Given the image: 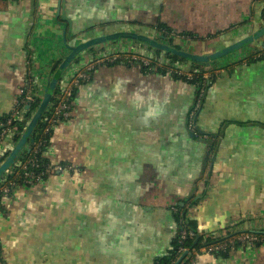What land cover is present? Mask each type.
<instances>
[{
  "label": "crops",
  "instance_id": "0c3cea01",
  "mask_svg": "<svg viewBox=\"0 0 264 264\" xmlns=\"http://www.w3.org/2000/svg\"><path fill=\"white\" fill-rule=\"evenodd\" d=\"M62 4L70 29L56 16ZM263 24L264 0H0V119L20 106L21 90L41 95L66 53L64 29L67 41H78L105 28L155 34L166 27L178 48L209 53ZM259 42L211 68L220 72L203 91L192 129L197 89L173 72L199 67L130 40L80 56L59 86L76 67L113 54L163 67L104 62L77 86L69 119L55 125L43 153L70 168L0 196L1 263L154 264L179 231L175 207L210 240L264 232ZM9 138L0 154L11 148ZM196 264H264V243L201 253Z\"/></svg>",
  "mask_w": 264,
  "mask_h": 264
},
{
  "label": "built area",
  "instance_id": "2783aa9c",
  "mask_svg": "<svg viewBox=\"0 0 264 264\" xmlns=\"http://www.w3.org/2000/svg\"><path fill=\"white\" fill-rule=\"evenodd\" d=\"M264 51V50H262ZM124 59L127 62H136L138 61L141 63L148 71L155 70L157 67H162L161 64L155 63L153 61H150L146 58L140 57L136 54H130V55H122V54H113L105 59H97L91 63H89L84 70H80L72 76L67 85L63 88V91L57 95H55V100L51 105L50 112L48 114V117L46 119V125L41 131V134L47 135L51 129L55 127V125L58 122L66 121L70 117L71 113V102L69 100L72 91L82 82L87 81L90 78V75L88 74V71H92V69L97 64H102L106 62H114L116 60ZM175 72L189 80H192L194 77H200L201 81L200 83L205 84L208 80L213 78L214 76H217L220 72V69L213 68L210 70H201L198 75L193 72H184L180 70H175ZM204 88L202 87L200 89V92L196 98V101L194 103L193 108L190 111L189 114V122H190V129H192V121L193 118L196 116V112L200 103V98L202 97ZM21 101L20 105H25L28 102L32 103L36 98H39V96L32 93L30 89L21 90ZM21 112L19 107L15 108L8 116H6L4 119H0V140H3L8 132H12L13 129V120L17 118H21ZM46 142V139L38 138L35 144L32 148V158H28L21 166V173L15 174L13 178L15 180L9 181L7 184L0 185V193L2 195H7L10 192V189L14 187L15 185H19L20 183H17L16 178L21 177L23 184H33L38 182L42 179V176L44 174L54 173V172H62L70 168V166H64L62 164H48V165H42L44 167H41V165L37 162L35 155L40 150V146ZM10 172V171H9ZM173 211L175 214L180 215L181 219L184 224V216L183 211L178 208H173ZM195 235V232L192 229L187 228H179L178 231V239H177V247L175 250L174 258L171 261V264H174L178 257L183 253L185 249H189L190 253L185 255L179 264H196V256L201 253L206 254H224L229 252L230 250L236 248L239 245L242 244H249V245H257L264 243V232H249V231H238L235 233H228L223 238L217 239V240H211L209 242H206L202 244L201 246L197 248H189L184 245L185 240L188 237H192ZM196 237V236H195Z\"/></svg>",
  "mask_w": 264,
  "mask_h": 264
},
{
  "label": "water",
  "instance_id": "95a60500",
  "mask_svg": "<svg viewBox=\"0 0 264 264\" xmlns=\"http://www.w3.org/2000/svg\"><path fill=\"white\" fill-rule=\"evenodd\" d=\"M69 24V29L71 27V21L66 17L64 12V5L58 6L56 16H59ZM65 27V26H64ZM149 34L146 32L131 30V29H113V30H101L94 35L88 37L78 38V41H67L66 36L71 35V30L67 32L64 29L62 32L63 45L65 47L66 53L52 66L49 76L46 78L41 95L39 96L38 104L31 112V115L28 118H23L25 126L20 132L19 137L15 142H13L12 136L9 138L12 142V146L9 149L7 156L0 161V183L1 179L9 172L12 166L16 163L18 154L21 152L22 148L30 139L32 133L36 129L39 121H41L44 113L46 112L55 92L57 91L61 78L64 73H67L69 68L73 66L77 59L84 55L86 52H92L96 48H100L103 45L110 44L116 41L130 40L136 41L141 44H144L147 48L153 51H159L160 53H169L173 56L178 57L179 59L184 60L187 63L196 65L200 70H209L215 66L217 61L247 45H251L256 41H260L259 49L262 47L264 49V40H261L264 37V24L260 26L257 30L252 31L248 35L240 38L232 43L227 45L217 47L209 53H202L198 50L192 49H183L178 48L175 43L170 42V38H175V36H167L163 32H156L155 34ZM54 68V69H53ZM80 69L76 67L73 72L69 73L67 76V82L69 79L74 76L76 72ZM30 102L24 105L26 109L29 108ZM184 216V214H183ZM198 240V235H196L191 247L195 245ZM190 253L189 249H185L183 253L178 257L174 264H179L181 259ZM0 264L1 259H0Z\"/></svg>",
  "mask_w": 264,
  "mask_h": 264
},
{
  "label": "trees",
  "instance_id": "16d2710c",
  "mask_svg": "<svg viewBox=\"0 0 264 264\" xmlns=\"http://www.w3.org/2000/svg\"><path fill=\"white\" fill-rule=\"evenodd\" d=\"M161 31L168 36V33H170V29L166 28V27H161ZM159 52V51H157ZM165 57L168 58V60L170 62H178V61H182V59H179L178 57L176 56H173L169 53H165ZM155 62V61H153ZM158 61H156L155 63H157ZM196 66V65H194ZM163 67V66H162ZM198 67V66H197ZM146 69V67H144ZM159 70V68L157 67L156 70ZM84 70V69H82ZM147 70V69H146ZM201 70L198 68L197 70L194 71L195 75L200 72ZM91 72L92 71H88V74L90 75L91 77ZM193 72V71H191ZM173 75L177 78H183L184 80L188 81L189 83L193 84L196 86V89H197V92H196V98L200 92V89L203 87L204 89L206 88L207 84H208V81L205 82V84H202L200 83L201 79L200 77H194L192 80H189V79H186L180 75H178L175 71L173 72ZM83 83V82H82ZM77 88V87H76ZM76 88L72 91V94L69 98L71 104H72V99H73V95L75 93V90ZM63 91V87L62 86H59L57 91L55 92L46 112L44 113L41 121H39L36 129L34 130V132L32 133L30 139H28L27 143L25 144V146L22 148L21 152L18 154L17 156V159H16V163L12 166V168L9 170L10 172H8L7 174H5V176L1 179V183L0 185H3V184H7L9 181L11 180H15V178H13L15 176V174H20L21 173V166L22 164L28 159V158H32V148H33V145L35 144V142L37 141L38 138H43V139H46V142L44 144H42V146H40V150L37 152V154L35 155V158L37 160V162L41 165V167L39 168H42L44 166L42 165H48V164H51L45 157H44V151L46 150L48 144H49V141H50V138H51V134H52V130L47 134V135H43L41 134V131L42 129L44 128V126L46 125V119L48 117V114L50 112V109H51V105L52 103L54 102L55 100V95L61 93ZM39 100L38 98H36L29 106L28 109H26L24 107V105H20L19 106V109H20V112H21V115L23 118H28L30 115H31V112L33 111V109L37 106ZM21 118H17V119H14L13 120V129L15 130H12V132H8L7 135L5 136L4 139H7L8 137H11L13 138V142H15L17 140V138L19 137V134L20 132L23 130L24 126H25V123L23 121V119ZM59 123V122H58ZM1 130V128H0ZM3 140H0V148H1V143H2ZM8 141V140H7ZM12 143V142H11ZM10 149V148H9ZM9 149L7 151H4L2 154H0V161L3 160L5 158V156H7L8 152H9ZM64 166H68V164L66 163H60ZM68 169V167H66ZM46 175L47 174H44L42 176V179H45L46 178ZM22 178L21 177H17L16 178V181L17 183H20V185H23V183H21V180ZM18 185V184H17ZM17 185H15L14 187H12L10 189V192L13 190V188H15ZM9 192V193H10ZM0 196H2V193H0ZM175 218H176V221H177V224L180 227H184V228H187V229H192L194 232H195V235L192 236V237H188L185 242H184V245L186 247H189V248H192L191 247V244L193 243L194 239H195V236L198 235L197 234V231H196V228H195V225L191 222V221H187L186 219H184V224L182 222V217H181V214L178 215V214H175ZM185 218V217H184ZM177 239H178V233L175 237V239L173 240V243H172V248L171 250L169 251V253L165 256H162V257H159L155 260V263L154 264H171V261L173 260L174 258V254H175V250H176V247H177ZM211 241L209 238H203L202 235H199L198 236V240L197 242L195 243V245H193L194 248H197L199 246H201L202 244L206 243V242H209Z\"/></svg>",
  "mask_w": 264,
  "mask_h": 264
},
{
  "label": "rangeland",
  "instance_id": "374dc122",
  "mask_svg": "<svg viewBox=\"0 0 264 264\" xmlns=\"http://www.w3.org/2000/svg\"><path fill=\"white\" fill-rule=\"evenodd\" d=\"M168 36H169V33H168ZM170 37V36H169ZM176 37V36H175ZM172 38H170V40H171Z\"/></svg>",
  "mask_w": 264,
  "mask_h": 264
},
{
  "label": "flooded vegetation",
  "instance_id": "af4514ba",
  "mask_svg": "<svg viewBox=\"0 0 264 264\" xmlns=\"http://www.w3.org/2000/svg\"><path fill=\"white\" fill-rule=\"evenodd\" d=\"M214 77H215V76H214ZM214 77H213V78H214ZM213 78H211V79H213ZM211 79H210V80H211ZM208 81H209V80H208Z\"/></svg>",
  "mask_w": 264,
  "mask_h": 264
}]
</instances>
